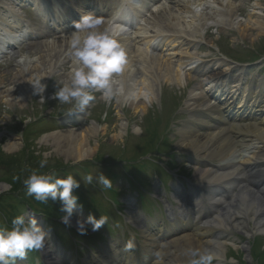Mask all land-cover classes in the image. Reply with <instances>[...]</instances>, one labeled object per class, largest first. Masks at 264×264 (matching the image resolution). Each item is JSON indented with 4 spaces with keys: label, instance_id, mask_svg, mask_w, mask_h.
<instances>
[{
    "label": "rangeland",
    "instance_id": "1",
    "mask_svg": "<svg viewBox=\"0 0 264 264\" xmlns=\"http://www.w3.org/2000/svg\"><path fill=\"white\" fill-rule=\"evenodd\" d=\"M32 1L33 0H16V4L12 5L6 3L5 0H0V7H2L4 4V7L6 6L5 9H7L9 13L21 17L23 21L27 23L25 24L26 27H30L31 30L33 29L34 25L36 27H44L42 23H46V19L51 18L53 20V18L59 15L58 7H51L50 9L46 7L45 15L39 11V8L34 11L35 8L33 7L34 5H32ZM227 1L232 4L233 9H236L235 11L237 13L233 15V20H235V22L247 23L249 21L257 19L258 17H261L264 25V0ZM216 3H218L217 0H203L201 1V5L195 6L199 9V11L201 9L209 11L211 17H208V19L203 20L198 17L194 19L193 15L188 14H182L181 16H179L178 20L181 22V25L178 27L185 33H182L183 37L192 42V47L189 50L192 59L190 63H196V65L189 68L193 69L196 66L198 67V65L208 67L212 66V63H217L220 61L221 63L224 62L234 68L241 69L242 72H246L248 74L252 73L254 75V79H252L255 81H261L262 79L264 80V32L262 31L263 33L260 32V34H257L256 31L249 29L245 31L244 35H242L240 33V30H236L234 26L232 27L233 29H230L229 27H231V25H229V20L231 19L229 17L223 16V14L226 13L224 9L225 6L221 8L217 6ZM80 9L83 10L81 5ZM217 15L219 16L216 19L215 17H217ZM7 20L10 21V19H8L7 17V14L0 12V29H4L3 23L7 22ZM192 20H198V25L194 27L189 25ZM28 24H30V26H28ZM133 29L137 34L140 33L137 28ZM72 31L68 30L62 32H54L52 34V38H48L47 40L48 43H50L48 49H51L53 48V46H55L58 51V40L61 39L62 41H65V37H68V34ZM148 35L150 36L141 39V42L135 43V45L139 48H142L143 41L151 42L153 47L154 44H158L156 42L158 39V35L152 32H148ZM132 36L133 38L136 37L135 34H132ZM159 37L161 36L159 35ZM29 40L30 39L28 37H25L23 42L15 44V49L7 51L5 52V54L0 55V63L2 64H4L8 59H12V63L10 66L6 67L5 69H0V77L8 76V79H6V81L2 80V82H5L4 85L0 84V186H4V188H6L0 193V226H7L9 227V229L11 226L10 218L15 211L11 206L12 204H14L11 197L16 196V194L12 195V184L17 175V170L19 172V168L22 170L21 176H23L24 178L26 177L24 176L26 173L29 175L34 169L40 171V162L42 160H47V164L45 165L44 170L53 168L55 171V169H58L60 166H69V164L74 165L85 163L86 161H95V158L97 157L100 161L106 159L108 160V158L111 159L110 164L114 163V166L106 164L105 168H99V170L97 169V166L92 168L85 167L81 172H79V174H81L82 176L75 173L74 178L78 181L80 187L82 186V184L84 185V191L82 192L83 195H85L83 197L85 202L80 204L82 208L77 205V209L74 211L72 217L73 219L86 221L88 218H86V216L91 215L98 220L100 216L106 215L109 217L107 223V226L109 227L107 228V226L104 225L102 226V230L106 232V235L110 233L109 236H106L108 238V244H111V242H109L110 235H114L111 238L115 242L117 240L120 241L123 239L121 244L125 243V246L128 242L133 241L132 233L134 232L130 230L128 226L125 227L122 224V215L125 218L126 214L121 213L122 215H120L119 213V211L122 210L121 200L124 204V201H128L129 199L132 200L133 196L131 195V193L122 192L123 195L126 196L121 199L122 195L121 193H118L122 190H129L127 186L128 179L126 178L128 177L126 176V172L133 171L135 173L140 172L145 179L147 178L146 188L150 192V194L146 197L145 194L140 193V195L138 196V200L141 199L140 203H142V207L145 213H150V223H152L153 219L154 221L158 222L163 221L166 225L169 226V223L166 222L165 218L166 212L163 210L162 212H160L158 206L161 205V202L166 203V199L161 198L160 200L157 196H152L155 192L151 193L153 189L152 185L155 183L154 180L156 179L154 173L157 174L158 178H161L160 166H162L163 170L170 172L172 164L169 166L161 161L168 160V157L175 152V154L177 155L176 159L179 160V164L181 165L179 172L181 175L179 176H186L189 180L194 176V160L192 158V154L185 153V151L179 152L176 148L177 143L180 142L182 138L180 137V135H183V132L190 129L191 127L187 126L188 118L185 115H183L181 112L174 113L175 105H173L172 100L173 97H175L174 100L177 105H181L180 111L187 110V106L185 104H187L189 101V91L197 86V81L199 78L197 79L187 77V71L189 69L187 67V69L179 71L182 79L176 84H173L171 82L165 83L162 81L153 83L152 94L154 96V100L151 101L150 105H146L145 113L135 112L134 108H132L133 104L138 102L140 103V101H142L138 96L137 90L140 89L141 86L137 87V94H135V97L133 99L127 96H124V98H122L120 96V94L122 93L118 92L111 101H105L101 99L100 92H95L93 93V95L96 96V100L89 106V108L85 112H78L77 110H75L74 104L62 105L52 98L56 89L62 87L63 84L68 82L70 79L73 66L71 63V58L68 54L69 51L64 54L59 52L58 57L61 58L58 61H54L55 59L48 58L45 55V49H43L42 53H39L40 51H38L37 55L31 56L29 48H27L26 45L27 41ZM126 42L129 41L126 40ZM19 47L23 50H19ZM130 52L127 53V58L128 60H130L128 62L127 69L134 65L133 63H137V60L144 63L142 59L144 60L146 56H143L141 59L136 57L132 58L130 57ZM154 53L155 55H161L159 49L155 50ZM167 54L169 53L165 52L161 56H165ZM52 55L53 54H51V56ZM40 58H42L44 61L41 62ZM235 61L243 62L245 64L239 65L235 63ZM27 64L31 66H37L42 69V72H44L42 84L47 85V88L43 93V96L45 97V104H41L39 102V95L33 94L34 90L32 84L34 82L30 83L28 87L26 85V90H24V92L21 94L18 91H16L17 93L14 91L17 90L18 87H16V85L10 81L11 76L16 73V70H23ZM62 65H66L68 67V70L65 71L62 68ZM29 77H33V80L37 79L35 73L29 74L28 78ZM259 77H261V80L259 79ZM117 79H119V77ZM252 79L250 80L249 78H245L243 80V83L248 84L249 81H253ZM254 85H256V83H254ZM120 87L121 86L119 83L114 85V89H119ZM9 89H11L10 91L15 93H12V96L7 97L9 101L6 102L7 98L5 99L3 94L7 95V90ZM141 93L143 92H140L139 94ZM148 100L149 99H147V101ZM131 101L133 103H130ZM76 113L83 114V117L80 118L81 121H79L78 123L68 124V119L72 118V116L78 117L77 115H74ZM152 114L153 117H151ZM40 116L43 119L38 121V118H40ZM170 116L175 118L176 122H172L170 126L172 134L170 137H167L168 130L166 127V123L168 122ZM54 117H56L57 120H53L52 118ZM158 117H160V123L158 124L159 129L154 125L150 127V118ZM73 120H76V118H74ZM121 125H123V128L121 127ZM83 126L89 129H91V127H95L97 130L93 135H85L86 140L89 142L88 147L90 148L92 153L89 157H86L83 160H77L73 162L72 159L67 158L65 153V151H67V147L64 139L57 140L56 137L53 142H44L43 140L45 136L51 135L52 133L59 134L62 130H73L74 128L80 130L83 129ZM148 127L151 128L150 131L147 130ZM153 130H159L160 133H152ZM27 131H30V133H28ZM84 133H86V131ZM164 135L168 139H171L169 140L168 146H161L159 148L161 150L160 152L163 155H156V153L153 156L161 157L162 160L149 159L148 161L146 158H143V156H141L143 152L139 149H136L137 145H144V143L148 141V139L152 143L155 139L159 142H165L166 138ZM9 143H15L17 145L16 149H14L10 153H8L5 149V147ZM141 148L143 151L144 149L147 150L143 154L152 155L150 154V152H148L149 150H151L150 146L148 147V145H146ZM213 161L216 162L215 160ZM122 164L124 167H121ZM12 169L14 170L11 172ZM44 170L40 172H43ZM9 171L11 173H9L6 177H3V173L5 174V172L8 173ZM70 174L74 175L73 172H70ZM88 174L93 175L94 184L87 185L86 180L83 181L84 177ZM99 174H103L112 181L113 189H105L102 185H99L96 182L95 177H97ZM60 177L64 178L65 176L61 175ZM139 183L141 184L142 182L139 181L138 184ZM146 188L144 186V189ZM234 191L236 193L237 189H235ZM76 194L77 189L73 192V195L77 197ZM23 196H25V194H23ZM150 196L157 202L153 201ZM169 202L172 201L169 199ZM55 203L57 207H59L58 211L60 213L57 216H54V218L61 219V217L65 215L61 210L62 204L60 202ZM137 210L138 209L135 210V213H137ZM21 215H24L26 218H35L37 221V225L39 224V219L35 217V215L33 216L31 213L26 211V208L25 210L23 208V213ZM146 221H148V218L147 220H145V222ZM109 222H116V225H118L119 228H117L116 226H112ZM141 223H143V220L141 221ZM112 227H114L115 229H113ZM147 227L150 229V225H147ZM91 228L92 226L88 225V227L86 228L87 234L84 237L94 236L96 237L97 241H99L101 238L100 245H97L96 242L94 243L93 248L89 247L91 250H93V252H88L84 249H80L81 252L77 255H75L76 251L71 247L69 249V252L72 254L71 259L75 260L81 258V260L77 261L78 264L83 260L85 256H89V254L91 253H93V255H102L107 258L104 255V250L106 248L104 243H106V237L100 235V233H98V230L92 231ZM116 229H118V231ZM43 230H45V228H43ZM191 230V226H186L184 233L190 232ZM45 231L48 233L50 229L47 228V230ZM127 231L131 233V237L127 234ZM231 232L233 237H236L237 241L242 242L241 235H237L236 233L233 234V231ZM67 234L70 240H74L76 238V235L73 231H68ZM153 234H157V232L153 231ZM145 236V234L143 235L142 233H136L135 244L139 249L137 251L134 244V248L126 251L125 256H130L131 258L133 256L134 259L139 263L143 261L144 257L145 264H151L152 257L150 258L148 256L149 252L144 248V246L148 247L147 245H149L150 248H152V245H150L148 242H146V244H148L145 245ZM56 239H58L59 242L63 241V238H61L59 234H56ZM248 240L249 244L248 248L246 249L248 253L240 248H238V250H235L233 247H231V245H228L223 261L224 264H264V256H262L264 255L262 251L264 247V235L254 234L250 236ZM81 242H83L85 246H89L87 244L88 242H86L85 240L81 239ZM154 249L155 248L151 250V255H153ZM156 253L157 251H154V256L157 255ZM154 260L155 259H153V261ZM18 261L21 262V264L24 263V261L17 260V262ZM19 262L17 264H19Z\"/></svg>",
    "mask_w": 264,
    "mask_h": 264
},
{
    "label": "bare ground",
    "instance_id": "2",
    "mask_svg": "<svg viewBox=\"0 0 264 264\" xmlns=\"http://www.w3.org/2000/svg\"><path fill=\"white\" fill-rule=\"evenodd\" d=\"M5 1L12 5L16 4V0ZM76 1L77 0H51L53 4L61 7L65 15L68 14L77 22L80 18L71 12L68 5H73ZM104 1L109 2L113 0ZM150 1L152 7L150 6L147 9L148 15H142L141 20L149 29L161 28L162 31L167 33V35L160 40V44L162 52H168L169 54L161 56L162 54L153 55L147 52L148 54H144L146 59H142L144 62L142 63L143 65L137 64L139 66L138 70V66L136 70L129 68L118 79L123 85V91L119 92L122 93L120 94L122 98L127 96L133 99L135 94H137V87L141 86L140 89L137 90L138 96L142 101L132 105L135 112L141 113H145L146 105L154 100V96L152 95L153 83L168 81L176 84L182 79L179 69L183 67L187 68L191 64L190 61L192 59L189 50L192 47V42L183 37L182 33H185L178 27L181 25V22L178 20L179 16L188 14L193 15L194 19L198 17L203 20L211 17L209 11L203 9L196 11L193 7L194 4L195 6L201 5V1L203 0ZM217 1V6L221 8L225 6L224 9L226 13H224L223 16L231 19L229 20V25H231V27H229L230 29H233L232 27L234 26L236 30H240L242 35L249 29L256 31L257 34H260L262 31L264 32V25L261 17L247 23H237L233 20V15L237 12L235 11L236 9L232 8V4L227 0ZM116 2L115 0V3ZM38 3L40 8H45V5L41 1L33 0V5ZM115 3L109 4L106 9H99L101 4L99 2L95 4V7H90V4L87 9H89L90 12H94V15L98 17L103 16L106 17V20L109 19L114 21L111 10ZM131 5L136 6L137 4L131 3ZM5 7L3 4L0 9H4L0 10V12L7 14L8 19H12L13 23L10 24L11 21L8 20V22L3 23V28L12 30L10 26H14L13 32L15 33L16 30L18 33L22 34V24L16 20V16H10V13ZM121 12V16L118 18L119 22L124 20L123 11ZM219 15L215 18L217 19ZM116 21L115 19V22ZM197 21L198 20H192L189 25L194 27L198 25ZM105 26H108L107 21ZM63 28L64 27H59V30H64ZM57 30L58 29L54 30L47 28L46 31H42V29L37 28L34 30V34L30 31L26 37H31V41L29 40L26 44L31 56L37 55L38 51L42 53L43 49H45V55L48 58L58 61L61 58L58 57L59 52L64 54L69 51V36L65 37V41L61 39L58 40V51L55 46L48 49L50 43H48L47 40L48 38H52V34ZM3 31L5 33L7 32L6 29H3ZM4 49L5 51L3 50L2 54L15 49V47L14 45L8 44ZM135 53L140 59L142 58L141 56L143 53L140 52L141 55L139 52ZM51 54L53 55L51 56ZM42 58H40L41 62L44 61ZM11 63L12 59L6 60L4 64L0 63V69H5L10 66ZM222 63L220 61L212 63L213 67H208V69L198 65L196 69L187 71V77H200L197 87L189 92L190 99L188 108L191 110H189V114L194 119L193 126L196 128H203L208 132L198 134L191 128L185 130L183 135H180V137H182L180 142L176 145L179 152L185 151L192 154L194 160L193 178L196 181L197 189L202 190L205 187H213L214 185L218 187L216 189L219 194L211 198L208 197L207 199L210 200L207 205L217 210V213L210 218L205 226H199L198 219L201 217V213L203 212L202 207L204 208L206 202L204 201L203 204L201 203L202 201L196 197H194L192 201H189L187 200V196L178 194L176 199L179 205L175 209L172 208L173 214L169 213V215L171 217L175 215L174 218L176 221L177 217L183 218L184 215L197 216V222L192 225L188 220H184V225L189 224L194 229L185 233L184 236L178 237L172 241L161 243L154 234H147L149 238L148 242H154L152 247H156L157 250V255L154 257L155 260H152L153 264H187L188 257L185 255V252L188 249L194 248L211 250L219 257V259L214 260L213 263L224 264L223 261L228 245H231L235 250L241 248L248 253L246 250L248 248L246 239L254 234L264 235V118L260 120L259 124H248L243 127L236 124L235 126H229L226 123L225 114L231 111L229 107L234 103V100H237L236 103H238V105H236V107L233 108L234 111H232L236 113V117L239 116V110H242V107H248V104H250L251 107L249 108L250 112L254 109L257 113L264 116V81L258 82L255 87H252V85L251 87L256 89V95H250L252 93L251 87L245 86L240 88L241 81L245 79L242 70L236 69L224 62ZM62 68L65 71L68 70L66 65H62ZM32 73L36 74V78H44L42 69L34 65L31 66L27 64L23 70H16V73L11 76L10 80L18 87L17 90H14L15 92L18 91L20 94L23 93L24 90H26V85L28 87L30 83L35 81L32 79L33 77L28 78V75ZM253 76H248L247 78L251 80ZM7 77L8 76L0 77L1 85H4L5 82H2V80L6 81V79H8ZM42 80L41 83H43ZM253 83L254 82H252V84ZM10 90L11 89L7 90V95L3 94L5 99L12 96V93H15ZM210 90H212L213 93ZM140 92H143L145 95L143 93L139 94ZM210 94H212L213 97L215 95L219 98L221 97L220 103L216 101L215 98H212ZM147 99H149L148 102H145ZM246 99L249 103L246 102ZM7 101H9L8 98L6 102ZM130 103L133 102L131 101ZM122 126L123 125H121V127ZM85 131L86 133H84ZM96 131L95 127L89 129L83 126V129L80 130L74 128L73 130H62L59 134L52 133L51 135L45 136L43 140L44 142H53L56 137L57 140L64 139L67 147V151H65L66 156L74 162L90 156L92 152L88 147L89 142L86 140L85 135H93ZM16 147L17 145L15 143H9L5 149L10 153L16 149ZM213 159L217 160L218 163L211 165L210 161H213ZM225 181H227L226 184L229 185V187L233 186V188H237L236 193L226 190L227 186L220 187L221 184L225 185ZM255 183L257 185H255ZM5 189L4 186H0V193ZM126 204L128 207L132 208L133 203L131 200L126 201ZM188 207L191 212L188 211ZM127 213L131 215L129 220L133 219L134 222H139L138 216L131 214V209L127 210ZM76 220L77 219L72 218L71 222L77 227ZM170 220L173 222V218ZM174 225L173 223L171 226L173 227ZM228 230L235 231L237 235H242L244 239L243 243L236 241L237 239L235 237H232L233 241H221L220 239L229 236ZM235 241L237 243H235ZM146 250L148 252L150 251V249ZM100 259L103 258L100 257ZM104 263L107 264L106 261H104Z\"/></svg>",
    "mask_w": 264,
    "mask_h": 264
},
{
    "label": "clouds",
    "instance_id": "3",
    "mask_svg": "<svg viewBox=\"0 0 264 264\" xmlns=\"http://www.w3.org/2000/svg\"><path fill=\"white\" fill-rule=\"evenodd\" d=\"M196 11L198 8L193 5ZM103 16H96L91 12L83 14L79 21L73 22L74 31L69 33V56L72 71L68 82L56 89L53 99L60 104H74L75 110L85 112L96 100L95 92L101 93V99L111 101L118 92L123 91L122 82L117 78L122 76L128 68V58L125 47L118 37L125 31L123 26L115 21H108ZM43 78L35 79L32 84L34 95H39L41 104H45L47 85L42 84ZM120 83L119 89L114 85ZM47 164V160L40 162V169ZM87 185L94 184V177L88 174L84 177ZM96 182L105 189H113L112 181L103 174L95 177ZM26 194L41 203H53L57 200L62 204L61 222L71 226L74 211L77 209L78 198L73 192L80 187L73 175L57 178L55 172L46 173L32 170L22 181ZM108 216H100L97 220L89 215L86 221L76 220L81 235L87 234L85 225L90 224L92 231H97L108 223ZM48 233L37 225L35 218L18 215L11 220V228L0 226V264H16V261L26 260L33 251H41L49 240ZM126 250L134 248L132 242L126 244ZM187 264H213L219 257L209 249H188Z\"/></svg>",
    "mask_w": 264,
    "mask_h": 264
},
{
    "label": "trees",
    "instance_id": "4",
    "mask_svg": "<svg viewBox=\"0 0 264 264\" xmlns=\"http://www.w3.org/2000/svg\"><path fill=\"white\" fill-rule=\"evenodd\" d=\"M45 168L43 169H40V171L44 170ZM14 169L11 170V172L13 171ZM10 171L7 173L5 172V174L3 173V177H6L9 173H11ZM21 173H22V170L19 168V172L17 170V175L15 177V179L13 180V184H12V187H13V190H12V193H17V192H22V189L25 188L22 181L23 179H25L28 174L26 173L23 178V176H21ZM18 204H21V203H18Z\"/></svg>",
    "mask_w": 264,
    "mask_h": 264
}]
</instances>
